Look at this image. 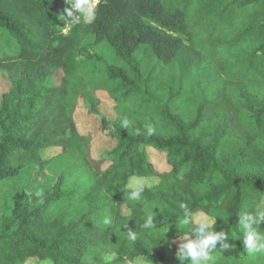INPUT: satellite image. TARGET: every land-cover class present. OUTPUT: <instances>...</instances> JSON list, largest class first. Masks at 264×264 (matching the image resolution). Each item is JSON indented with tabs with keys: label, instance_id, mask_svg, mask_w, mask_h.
<instances>
[{
	"label": "trees",
	"instance_id": "trees-1",
	"mask_svg": "<svg viewBox=\"0 0 264 264\" xmlns=\"http://www.w3.org/2000/svg\"><path fill=\"white\" fill-rule=\"evenodd\" d=\"M70 7L0 0V73L12 83L0 107V188L34 167L55 179L42 194L20 192L1 218L0 264H84L99 246L114 256L107 264H181L175 242L191 227L179 223L181 203L214 217L233 244L217 241L209 264H264V252L243 247L240 216L264 202V0H100L91 23L64 33ZM99 91L115 102L105 169L74 118L80 102L97 112ZM141 147L166 153L170 170L158 173ZM132 177L158 183L130 200ZM105 210L107 229L95 222Z\"/></svg>",
	"mask_w": 264,
	"mask_h": 264
},
{
	"label": "rangeland",
	"instance_id": "rangeland-1",
	"mask_svg": "<svg viewBox=\"0 0 264 264\" xmlns=\"http://www.w3.org/2000/svg\"><path fill=\"white\" fill-rule=\"evenodd\" d=\"M66 27H69V25H67ZM68 31L65 32L64 30V33H68ZM62 76L63 75L60 71L57 72L55 75L47 79V85L49 87L60 86L62 83ZM11 89V81L3 73H0V107L2 104V97ZM97 97L100 101V104L95 114H88L86 106L83 105L84 103L80 102L75 112L74 118L78 132L81 135H90L92 137V157L95 159L106 158L108 160L103 166V169H105L110 165V158L108 157V154L116 146V136L112 128V124L116 118L114 112L115 102L110 99L106 92L103 91L97 92ZM59 152V148L53 147L42 150L40 152V155L43 159H49ZM140 152H142L145 157L152 163L153 167L158 173L170 170V167L167 164L166 153L160 152L153 147H141ZM137 181H139L143 185V187H152L158 183V179L155 177H132L128 181V188L132 189L131 185L135 184ZM54 184L55 179L47 171L39 169L38 167H34L30 171L22 173L16 177H12L2 189L0 188V221L1 218L8 212L11 204L20 192L39 195L54 186ZM262 204H264V202ZM199 214L201 213H197L194 216ZM106 219L111 222V214L108 210H105V212L99 211L95 216L96 224L102 226L105 229L109 228L110 226V223H104ZM180 243L181 238L175 242L177 252L179 251ZM113 257L114 256L108 249L99 246L97 247V249H89L84 256L83 261L84 264H107L111 262ZM45 261L50 260L41 261L33 258L28 259L26 261V264H45ZM51 264L53 263L51 262ZM131 264H147V262L142 259H136Z\"/></svg>",
	"mask_w": 264,
	"mask_h": 264
},
{
	"label": "clouds",
	"instance_id": "clouds-1",
	"mask_svg": "<svg viewBox=\"0 0 264 264\" xmlns=\"http://www.w3.org/2000/svg\"><path fill=\"white\" fill-rule=\"evenodd\" d=\"M100 0H65L66 4L71 5L66 8L67 21L69 27L72 24H78L83 20L85 23H91L95 19V7ZM75 13V15H74ZM71 19H68V18ZM65 28V32L69 30ZM64 32V31H63ZM129 121L125 119L123 126L127 127ZM154 129L148 128V134H153ZM132 191L127 193L128 199L139 200L141 193L144 191L143 185L137 181L131 185ZM183 212V217L179 223L184 226H189V231L182 235L179 251L177 252V259L183 264L184 261H189V264H209L214 260L212 252L216 249V243L219 240H224L225 243L221 245V249L232 250L233 244L228 243V234L224 230L216 231L214 228L215 218L209 217L206 214H199L190 216L187 205L181 203L179 206ZM241 225L243 230V247L248 254L257 252H264V233L259 231L261 221H264V204L259 205L254 211L248 213H240ZM191 219V224H189ZM247 220V223H244ZM105 224L110 223L109 220L104 221ZM145 229L153 227V216L148 215L145 223L142 226ZM130 239H135V234L129 232ZM194 236L192 239L190 237ZM45 264H51V261H45Z\"/></svg>",
	"mask_w": 264,
	"mask_h": 264
}]
</instances>
